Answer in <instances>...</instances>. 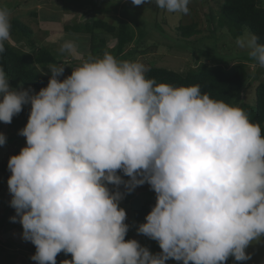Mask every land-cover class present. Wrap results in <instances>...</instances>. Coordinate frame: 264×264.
Returning a JSON list of instances; mask_svg holds the SVG:
<instances>
[{
  "label": "clouds",
  "instance_id": "obj_1",
  "mask_svg": "<svg viewBox=\"0 0 264 264\" xmlns=\"http://www.w3.org/2000/svg\"><path fill=\"white\" fill-rule=\"evenodd\" d=\"M155 4L189 13V0ZM10 27L8 9L0 8V53ZM236 43L264 67L258 36L249 33ZM61 50L74 46L65 42ZM48 69L47 86L35 92L11 87L0 68V121L11 123L31 105L18 133L26 146L10 156L7 184L16 212L11 219L35 245L33 261L57 264L62 251L72 260L60 264L251 258L247 247L264 237V135L258 123L199 85L157 84L146 78L142 62L118 61L107 51L84 59L63 80V64ZM6 140L0 133V145ZM146 182L156 203L137 232L156 240L159 253L125 240L129 225L120 201Z\"/></svg>",
  "mask_w": 264,
  "mask_h": 264
},
{
  "label": "rangeland",
  "instance_id": "obj_2",
  "mask_svg": "<svg viewBox=\"0 0 264 264\" xmlns=\"http://www.w3.org/2000/svg\"><path fill=\"white\" fill-rule=\"evenodd\" d=\"M95 3L101 8L96 7ZM222 3V0H209L208 3L203 2V0H189V13L187 14L161 9L156 6L155 0H149V2L146 0L141 5H133L131 0H94L93 2L89 0L85 3L81 0H0V8L8 9L11 14L10 19L12 17L20 19L34 30L31 39H17L16 35L10 33L9 41L20 50L28 53L33 52L38 47L49 49L64 65V73L59 77L61 79L71 75L72 68L78 67L89 56L102 57L100 54L92 55L90 34L75 28L72 30L68 28L78 23L92 22L95 18L117 24L120 14L109 12L116 7L121 14L131 15L133 13L132 20L135 24H143L141 31L135 27L138 39L128 49L137 45L138 40H140V32H142L144 42L140 48L143 49L144 53L128 56L121 61H139L147 69L150 66H162L183 74L201 66H212L217 62L227 66L233 61L236 63L246 61L251 72V79L246 83L244 91H241L236 107H239L242 101L254 105L256 87L264 82V67L259 66L249 56L246 48H240L236 43L237 38L218 22L220 16L217 11ZM208 9H213L217 13L215 29L218 36L215 37L216 40L211 39L212 29L205 16ZM194 21L200 22L202 29V33L197 36L198 39L205 36L208 40L197 42L198 39L195 38L187 44H174L179 39L177 27L181 23L187 24ZM249 33L251 31L246 29L243 36ZM165 41L172 42L171 44L174 45L164 44ZM65 42H71L74 50L62 51L61 46ZM108 42V47L113 48L116 40L109 37ZM207 50L210 52L218 51L220 56L218 61L212 55L203 54ZM231 57L236 59L233 60ZM50 65L38 66V68L42 74L50 76L51 73L48 69ZM256 75H260V78L256 79ZM21 87L28 88L26 86ZM26 106L31 108L30 104ZM13 120H16L15 123L9 124L0 121V133L5 134L6 138L16 137L13 141L0 146V161H3L8 154L17 148L26 146V138L18 133L26 125L28 118L15 115ZM5 180L6 177L0 172V264H37L36 261L29 258L30 247L33 244L22 238L23 228L19 220L13 221L11 219L16 214L15 209L10 206L12 196L7 191ZM133 194L135 196H131L129 200L128 197H124L120 201V207H123L127 213L126 223L129 225L127 234L131 235V239H136L142 246L149 249L157 241L137 232L140 222L135 219L134 204L137 198L144 203L155 200L156 193L149 185L143 184L137 186ZM6 242L13 247H8ZM246 252L251 255V258L247 260L248 264H264V238L261 237L258 241L251 243ZM9 255L12 257L10 258ZM178 263V261L171 259V264Z\"/></svg>",
  "mask_w": 264,
  "mask_h": 264
},
{
  "label": "trees",
  "instance_id": "obj_3",
  "mask_svg": "<svg viewBox=\"0 0 264 264\" xmlns=\"http://www.w3.org/2000/svg\"><path fill=\"white\" fill-rule=\"evenodd\" d=\"M84 3L89 0H81ZM94 0H92L93 2ZM105 1V0H104ZM223 3L220 5L217 13L220 16L218 22L227 28L235 38L242 37L246 31L249 29L252 34L259 37L260 43H264V0H222ZM112 2V1H111ZM203 2L208 3L209 0H203ZM95 6L101 8L99 5ZM118 6V5H117ZM110 13L120 14L119 23L114 24L105 19H97L92 22L87 21L85 23H78L68 29L82 30V32L91 35V52L95 56L100 54L103 56L104 52L107 51L112 54L118 61L126 59L128 56L137 55V53L143 52L140 45L143 41V33L140 32V40H138L137 47H130L135 41H137L136 28L140 31L142 29L141 24H135L132 20L133 13L121 14L116 7L109 10ZM217 13L213 9H208L205 12L208 24L210 25L212 31L211 39L216 40L218 33L215 29ZM11 15V14H10ZM10 33L16 35L17 39H31L34 30L31 26L26 24L20 19L12 17L10 19ZM177 32L179 39H177L174 44H187L193 39L197 38L202 33L200 27V22L194 21L192 23H181L177 27ZM111 37L116 40L115 46L113 48L108 47V38ZM171 39V38H170ZM172 40V39H171ZM208 40L205 36L198 39L197 42H202ZM174 41V40H173ZM171 44L172 42L165 41L164 44ZM3 53H0V68H2L7 77L9 78L10 86L13 88H20L21 86H26L25 89H33L38 92L41 88L46 87L50 76L44 75L40 72L38 66H48L50 64H60L62 63L49 49L41 47L35 48L33 52H24L17 48L10 41L4 42ZM128 49V50H127ZM145 51V50H144ZM146 52V51H145ZM144 53V52H143ZM205 55H212L215 60L218 61L220 58L218 51L210 52L204 51ZM233 60L236 59L231 57ZM260 69V67H259ZM259 72V70H258ZM258 74V73H257ZM146 78L155 79L157 84L166 83L174 87L179 86H193L199 85L202 93H207L210 98L224 101L229 105L236 106L239 102V95L241 91H244L246 83L251 79V72L249 69L248 62H237L233 61L227 66H223L219 62L212 66H201L200 68L190 70L188 73L183 74L176 70L162 67V66H150L145 73ZM260 75H256V79H259ZM60 80H63L59 78ZM249 117L250 122L258 123L261 127L262 135H264V82H261L256 87V99L254 105L249 104V102L242 101L239 105ZM30 107L24 105L22 111L17 114L21 117H29ZM13 120L11 123H15ZM24 124V123H23ZM16 137H7L6 143L13 141ZM5 143V144H6ZM4 144V145H5ZM1 146V145H0ZM3 146V145H2ZM22 147L17 148L14 152L8 154L3 161H0V172L6 177V187L8 190V178L11 176V172L8 169V160L10 156L19 154ZM123 179H130L124 176L122 172H119ZM146 185H149L147 182ZM150 186V185H149ZM112 188V185H109ZM151 187V186H150ZM122 192L125 191L124 186H120ZM11 195V193L9 192ZM12 196V195H11ZM135 196L133 191L127 193L124 197ZM156 199L144 203L140 199L135 200V219L141 223L145 222L146 215L151 211L152 207L155 205ZM15 212V210H14ZM16 214V212H15ZM127 221V213H126ZM125 221V223H126ZM264 238V237H263ZM131 239L130 234H126L125 240ZM1 240V238H0ZM8 247H13L10 243L6 242ZM152 253H159L162 250L159 247L158 242L149 248ZM36 248L33 244L30 247L29 258L35 254ZM247 253V252H246ZM11 258L12 255H9ZM72 260V254L58 253L56 260L57 264H60L62 260ZM166 264H171V259L166 261ZM178 264H182L179 262ZM225 264H248L246 261H236L234 257H229Z\"/></svg>",
  "mask_w": 264,
  "mask_h": 264
}]
</instances>
